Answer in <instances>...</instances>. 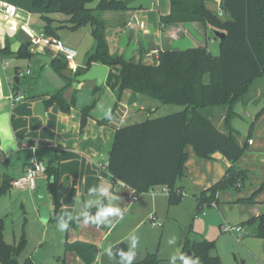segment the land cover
<instances>
[{
  "label": "crops",
  "instance_id": "0c3cea01",
  "mask_svg": "<svg viewBox=\"0 0 264 264\" xmlns=\"http://www.w3.org/2000/svg\"><path fill=\"white\" fill-rule=\"evenodd\" d=\"M7 1L17 6L18 15L10 21L0 15V51L5 48L7 43L11 50V45L17 42L19 47L15 53L11 52V54L25 50L31 56L28 58L13 55L7 58L0 56V116L8 113L6 118L0 119V142L7 139V131L10 128L16 143L15 150L9 149L6 152L0 150V186L3 182L7 183L6 192L0 196V219L13 213V209L20 208L22 215H25L22 220L27 223L26 204H29L33 210L30 220L43 226L42 228L46 232L49 229L52 230L56 240H49V242L46 239L42 240L39 246L34 249V253L51 246L54 248V256L57 250L63 253L64 263L85 264L75 253L65 250L66 244L84 242L94 246L97 250V255L91 264H104L105 262L117 264L115 259L112 260L106 255L104 249L110 244L114 246L122 243L118 235L121 229L129 226L137 215L154 212L157 209L156 198L158 196H166L168 203V194L162 191L164 187L161 186L162 188L155 189L154 196L145 192L137 195V199L133 200L134 190L113 179L107 171L106 165L113 141L112 137L116 129L126 126V124L142 122L145 118L152 117L156 110L154 111V107L150 106L148 100H144L142 96L139 97L137 93L125 90L113 111L116 96L105 83L99 91H96L98 87L95 80L85 82L76 80L77 75L83 74L87 70L86 58L94 47L90 29L85 30L83 35V58L77 61L73 60L76 72L70 70L68 63V68L63 69L59 75L51 66L52 59L60 58L56 49L53 46L32 42L35 36L42 37L45 31L43 22L34 14L37 10L31 7L30 0ZM136 1H125V5L129 9L123 12L107 11L101 15L108 28L106 40L111 54L133 59L131 57L137 51L138 56L134 60H142L148 65L156 63L159 51L187 50L188 48H204L206 46L210 53L214 54L210 50L213 41H210L207 34L209 28L197 22L162 26L159 22L160 16L168 15L169 7L168 9L164 7L163 11L160 10L156 0L151 6L152 8L147 10L142 5L137 7ZM57 39L60 40L58 35ZM187 39L191 42L182 41ZM217 49L219 50V47ZM73 50L77 52V49ZM77 54L78 52L76 56ZM52 73L58 75L62 80L60 81ZM33 75H37V80L31 87L15 88L13 86L14 83L18 84L20 79L23 82ZM16 77L18 82H15L14 78ZM64 77L70 80V85L64 91L65 100L70 101L75 98V106L69 113L61 112L55 104H45V100L50 95L56 93L66 84ZM77 82L83 84H77ZM97 92H99L98 96L93 99L92 96ZM11 95H19L21 99L13 103L10 100ZM255 98H248L245 103L237 102L234 107L235 115L238 116L240 114L238 109H242L241 113L247 115V119L253 122L255 115L253 117L251 106ZM38 102H42L44 106L42 116L38 114L39 110L35 107ZM90 105H93L90 117L85 123L84 130L80 131V111ZM101 105L102 107H99ZM109 106L113 111V120L108 121L107 125L101 124L100 121L105 119L102 114L104 108ZM233 118L230 120L231 127L236 130ZM261 118L264 120V115ZM211 119L218 130L225 131L222 114L214 113ZM237 133L238 143L253 141L235 164L238 169L248 171V183L236 195L229 191L218 192L215 198L216 203L212 204V207L216 208L220 216L224 218L226 212L235 211L233 219H235L236 225L233 227L241 229V244L245 249L246 257L255 264H264V240L255 238L253 232L255 225L250 227L245 225L248 220L257 218L258 215L264 213V199L256 196L253 205L236 204L240 199L249 198L264 183V121L259 123L252 132H248L246 138L239 130ZM186 152L188 159L184 164V177L180 180L179 186L185 194L186 189L183 184L186 183V186L190 188L189 192L193 195L192 201L197 206L195 198L202 191H207L222 180L231 163L217 152L207 159L198 158L190 146L186 147ZM34 161L43 163L46 169H57L58 187L66 183V191L60 199L61 207L56 212L48 190L50 181L46 172L37 175L36 185L32 191L15 189L11 186L12 181L22 177L25 168ZM103 186H110V191L120 198L116 203L124 213L123 219L113 217L110 225L99 227L73 220L69 221L67 231L60 232L56 227L57 218L66 214L75 216L84 201L94 198L89 197L88 190L92 187ZM36 192L40 194L37 203L32 199ZM44 194L47 196V200H44L46 198ZM95 210L93 207L90 212L94 213ZM196 216L203 217L205 213L201 210L199 213L197 212ZM218 227L220 230L221 223ZM247 228L250 230L247 231ZM231 234L236 239L237 234ZM199 237L217 241V239H208L203 234H199ZM179 250L181 253L182 246ZM34 253L28 257L29 260L32 259ZM215 255L220 258L218 253ZM239 263L247 264L244 263V260Z\"/></svg>",
  "mask_w": 264,
  "mask_h": 264
},
{
  "label": "trees",
  "instance_id": "16d2710c",
  "mask_svg": "<svg viewBox=\"0 0 264 264\" xmlns=\"http://www.w3.org/2000/svg\"><path fill=\"white\" fill-rule=\"evenodd\" d=\"M92 1L30 0V5L35 10L44 8L45 12L39 14L47 36L57 38V28L53 27L55 21L47 14L50 11L66 16L65 25L61 27L72 31L89 27L94 47L86 58L87 69L93 64L108 68L105 85L116 96L113 111L125 90L163 105L182 107L174 113L147 117L142 122L126 124L114 131L107 164V171L112 178L132 188L137 195L152 188L166 187L168 203L176 204L182 197L179 183L184 177V164L188 159L186 147L190 146L198 158L207 159L217 152L231 163L222 180L195 198L197 208L200 209L198 212L202 210V205L216 203L218 192L228 188L240 191L248 171L238 169L235 164L248 144L238 143V133L231 127L230 120L235 116V104L245 103L253 83L264 78V0H220L217 9L222 11V16L210 10L206 0H169L170 12L160 16V25L197 22L225 35L219 41L217 56L212 55L206 46L187 50L172 49L159 51L157 61L152 65L110 53L106 40L108 28L101 15L107 11L123 12L129 9L124 0H99L90 8L88 6ZM4 47L0 51L2 58L12 55L20 58L31 56L25 50L11 54L8 43ZM51 62L52 68L59 75L63 69L68 68V62L61 57ZM64 79L66 84L50 95L45 104H55L61 112L69 113L75 106V98L65 100L64 91L70 85V80L66 77ZM36 80L37 75H33L24 82L20 79L13 86L19 88L25 83V87L29 88ZM92 108L93 105H90L80 111V131L84 130ZM217 108L222 109L225 128L222 132L211 119ZM261 112H264V108L254 119ZM108 121L103 119L100 123L107 125ZM45 172L50 181L48 190L56 212L61 207L57 169L47 168ZM6 184L3 182L0 186V196L6 192ZM263 188L264 183L249 198L240 199L238 203L253 205L256 193ZM245 225H255V238L264 240V213L248 220ZM23 242L17 246L6 244L2 239L0 222V264H18ZM181 243V253L186 255L190 251L192 258L198 257L201 264H222L220 258L212 254L216 251L215 240L202 237L190 241L186 236ZM116 248L128 250L125 243L114 245L113 250ZM65 250L75 253L85 264L93 263L97 255L96 248L84 242L66 244ZM159 262L156 254H147L143 260L133 264ZM28 263L32 264L31 260Z\"/></svg>",
  "mask_w": 264,
  "mask_h": 264
},
{
  "label": "rangeland",
  "instance_id": "374dc122",
  "mask_svg": "<svg viewBox=\"0 0 264 264\" xmlns=\"http://www.w3.org/2000/svg\"><path fill=\"white\" fill-rule=\"evenodd\" d=\"M125 1L130 2V0H124V3ZM157 1L160 10H162L164 7L168 9L169 0H157ZM97 2L98 0H93L88 7L90 8L94 7ZM155 2L156 0H137L135 2V5L137 7L139 5H142L144 8L149 10L150 8H152L151 6ZM206 2H207L206 5L210 10H213L214 12L218 13L217 8L220 0H206ZM39 12L43 14L45 12L44 8L43 10L42 9L37 10L36 13L34 12L36 17H38V19L42 22V20L40 19L41 14H39ZM47 14H49V16L55 21L53 27L57 28L56 32L60 40L70 49H75V50L77 49L78 54L75 57V61H77L80 58H83L82 51H83L84 42H82V40L84 39L83 35L86 32L85 30H89V27L87 26L81 27L76 29V31H72L67 29L66 27H61L65 25L64 22V20L66 19L65 15H63L62 13H54L52 11L48 12ZM210 30L207 31L210 41H213V44L211 42L210 50L212 53H214L213 54L214 56H217L219 52V50L217 49L219 47V41L213 36ZM38 34L40 35V32ZM44 36H46V34H42V37ZM188 39L182 41L191 42ZM207 41L209 42L208 39ZM135 53L136 54L131 58L133 59L137 58L138 52L136 51ZM52 74H54L55 77H57L60 81L62 80L55 73ZM77 84H83V83L77 82ZM84 84H88V83H84ZM21 87L24 88L25 83H23ZM98 93L99 92H97L93 96L92 95L90 96H92L93 99H95ZM259 94L261 96H258ZM256 96H258V98H255ZM253 97L255 98L254 99L255 101L251 106V111L254 113L253 114L254 117V115H256L264 108V78L258 79L253 83L248 98H253ZM142 98L144 100H148L147 101L148 104L154 107V111L156 110V112L152 114L153 115L152 117H158V116L174 113V111H177L182 108L176 105L174 106L163 105L160 102L149 99L145 96H142ZM214 111L216 113H220V114L222 113V109L217 108L214 109ZM241 111L242 109L241 110L238 109V112L240 114L238 116L236 115L234 116L233 125L234 128L237 131L239 130L242 136L246 138L248 132H252L258 126L259 123L264 121L261 118V116L264 115V112H261L257 116V118L254 119L253 121L254 123H253L251 122L252 120H248L247 115L242 114ZM251 123L254 124L252 129H251ZM248 178L249 176L245 180L244 185L248 183ZM183 185L186 189L185 194L176 204L167 203L166 196L160 195L156 198L157 209L154 210V212H151L150 214H154L156 216L157 221L162 225L161 228L153 227L151 225L148 219V216L150 214H145V215L141 214V215H137L135 219L129 224V226L122 228L121 231L118 233L119 237L121 238L120 242L125 243L127 248L129 246L127 237L130 233H135L139 237V243L136 248L137 254L133 263L141 261L142 259L145 258L147 254H156V257L160 260L159 264H169L170 256L175 252V250L178 253H180L179 249L182 246L181 241L184 239V237L187 236L190 241H193V240H199L200 239L199 234H203L208 239H217L216 241L217 250L214 251L212 254L218 253L221 258V262L223 264H238L242 260H244V263L247 264H255L251 259L246 257L245 249L241 244L242 241H237L235 238H233L231 233L222 232V228H224L225 226L236 225V221L235 219H233L235 217V211L232 210L231 213L226 212L224 218L220 216L216 208H213L211 204L210 205L208 204V205H202V211L205 213V216L197 217L196 216L197 212L200 209L197 208V206H195V202L192 201L193 195L191 194V192H189L190 188L186 186V183H184ZM160 188L162 187L160 186L154 189H160ZM241 190L242 188L240 189V191ZM224 191H229L233 195L240 193V191H236L233 188L224 189L220 192H224ZM263 192H264V188L259 190L256 193V196H259L264 199ZM39 197L40 194L36 192L34 193V196H32V199L37 203ZM45 197L46 198H44V200H47L46 195ZM236 204L247 205L246 203H242V202L240 203L236 202ZM26 206L28 210L27 223L22 220L23 217H25V215H22L21 212L22 210L20 208L16 210L13 209L12 210L13 213H10L8 216H4L0 219V222L2 223V239L6 244H14L17 246L21 241L24 240L18 256V264H30L28 263L29 260L28 257H30L31 253H34V249L39 246L42 240L46 239V241L48 242L49 240L56 241L54 238V232H52V230L49 229V231L46 232V230L42 228L43 226H39V224L37 225L36 222L34 221L32 222L30 220L32 216L31 212L33 210H31V206H29V204H26ZM219 223H221L220 230L218 227ZM250 226L251 225H247V227ZM248 229L250 230V228H247V231H249ZM173 235L177 237V244L175 246L170 247L167 244V240ZM55 253L56 254L54 257L50 258V260L45 261L43 264H66L63 262V258H64L63 253H61L58 250ZM104 264H113V263L105 262Z\"/></svg>",
  "mask_w": 264,
  "mask_h": 264
},
{
  "label": "clouds",
  "instance_id": "9594fccd",
  "mask_svg": "<svg viewBox=\"0 0 264 264\" xmlns=\"http://www.w3.org/2000/svg\"><path fill=\"white\" fill-rule=\"evenodd\" d=\"M70 51V50H69ZM76 53L71 52V55L74 56ZM99 107H102L99 106ZM103 118L111 121L113 120L112 109L109 106L104 108ZM8 116V113H4L0 116V119H4ZM9 149L15 150L16 143L15 137L9 128L7 131V139L3 142H0V150L7 151ZM89 197H94L84 201L80 205L79 212L73 216L66 214L57 218L56 227L60 232H65L69 229V221L76 220L77 222H82L83 224H93L96 226H107L112 223L111 218L118 217L123 219L124 213L121 208L117 206V201L120 199L117 194L110 191V186L103 187H92L88 190ZM95 207V212H90V209ZM129 242L128 250L125 251L121 248H116L113 250V246L108 245L104 251L110 259H115L117 264H133L134 259L136 258V248L139 243V237L135 233H130L127 237ZM167 244L175 246L177 244V237L175 235L171 236L167 240ZM201 264L200 259L191 258L186 256L183 253H178L176 250L170 256L169 264Z\"/></svg>",
  "mask_w": 264,
  "mask_h": 264
},
{
  "label": "built area",
  "instance_id": "2783aa9c",
  "mask_svg": "<svg viewBox=\"0 0 264 264\" xmlns=\"http://www.w3.org/2000/svg\"><path fill=\"white\" fill-rule=\"evenodd\" d=\"M17 13H18V8L15 4H13L12 2L10 3L7 0H0V15H2L6 20L10 21L15 19L18 15ZM222 15H223L222 11L218 10V16H222ZM32 42L35 44L53 46L56 49L57 53L59 54V57H61L64 61H67L69 63L70 70H72V72H76V67L73 64L74 62L73 60L75 59L76 54L72 56L71 52H75V53L77 52L67 47L61 40L51 36H44V37L35 36ZM26 74L28 75V72ZM20 99L21 96L19 95L10 96V100L13 103L18 102ZM252 143H253L252 140L247 141L248 145H252ZM45 171H46V167L43 163L34 161L25 168L24 175L22 177L12 181L11 186L15 189L17 188V189L32 191L36 185L37 175L43 174L45 173ZM162 191L168 193L166 187H164ZM155 192L156 190L152 188L146 193L151 196H154ZM180 194L181 196H184L183 192H181ZM136 199H137V194L133 192V200ZM148 219L153 227H157V228L162 227L161 223L157 221L154 214H150L148 216ZM222 232L235 233L237 234L236 240L241 241V235H240L241 229L239 227L225 226L224 228H222Z\"/></svg>",
  "mask_w": 264,
  "mask_h": 264
},
{
  "label": "water",
  "instance_id": "95a60500",
  "mask_svg": "<svg viewBox=\"0 0 264 264\" xmlns=\"http://www.w3.org/2000/svg\"><path fill=\"white\" fill-rule=\"evenodd\" d=\"M211 33L213 34V36L220 41L223 37H224V33L223 32H219L216 30H211ZM19 44L17 42L13 43L11 45V52L15 53L18 49ZM42 61H44V59L41 58ZM107 74H108V68L104 65H100V64H93V66H91L90 68H88L83 74L77 75L76 80L80 81V82H85V81H96V85L97 87H101L107 80ZM15 82H18V78H14ZM99 94V93H98ZM97 94V96H98ZM35 107H37V109L39 110L38 114L40 116H42L43 112H44V106L42 102H38L36 103ZM58 193L60 195H64L65 191H66V183L62 184L59 188H58ZM54 248L49 246L47 248H44L36 253H34V256L32 257V263L33 264H42L44 261L50 260L51 257L54 256L53 253ZM186 255L188 257H191V252L187 251Z\"/></svg>",
  "mask_w": 264,
  "mask_h": 264
}]
</instances>
